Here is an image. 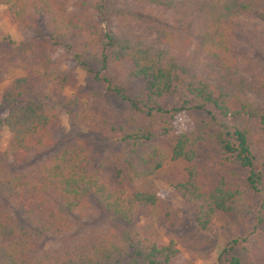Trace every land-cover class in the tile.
<instances>
[{
	"label": "trees",
	"instance_id": "trees-1",
	"mask_svg": "<svg viewBox=\"0 0 264 264\" xmlns=\"http://www.w3.org/2000/svg\"><path fill=\"white\" fill-rule=\"evenodd\" d=\"M68 1L75 2L71 8ZM1 6L36 38L13 51L0 48V84L21 67L67 87L72 80L52 54L62 49L128 111L113 129L125 151L116 158L119 187L111 188L101 182L100 161L88 158L87 141L55 138L59 114L49 97L27 99L28 80L11 83L0 100V142L4 129L10 133L6 149L0 147V264H174L180 258L174 242L159 246L136 227L146 211L169 216L154 183L166 145L173 162L187 164L172 186L196 210L201 232L216 233L218 213L253 216L246 197L264 192L254 145L264 107L247 94L264 91V61L260 77H242L234 37L239 20L257 14L263 0H0ZM74 33L87 34L89 45L73 51ZM195 57L205 60L204 69ZM124 61L133 69L118 84L107 70ZM171 98L177 106L166 109ZM201 146L204 175L221 174L210 193L200 185ZM233 165L248 171L244 187ZM244 240H230L219 264H241L234 251Z\"/></svg>",
	"mask_w": 264,
	"mask_h": 264
},
{
	"label": "rangeland",
	"instance_id": "rangeland-1",
	"mask_svg": "<svg viewBox=\"0 0 264 264\" xmlns=\"http://www.w3.org/2000/svg\"><path fill=\"white\" fill-rule=\"evenodd\" d=\"M74 3V1H68L67 5L71 8ZM5 11L6 7L1 6V49L13 51L29 38H36L34 32L32 34L21 32L9 21ZM153 12L158 19L164 18L170 21L168 13L159 10ZM100 26L103 30L108 28L105 21ZM110 28L115 31L116 23L114 22ZM40 29L44 32L42 27ZM44 34L42 36H45ZM147 37L152 39L153 34L149 33ZM71 43L72 50L77 51L87 47L90 41L87 34L74 33ZM234 48L242 69L240 75L248 80L253 79L252 75L260 77L262 61H264V0L263 7L257 14L239 20L234 37ZM52 54L58 68L72 80L67 87L62 88L57 81L39 78L19 67L9 70L4 82L0 84V100L3 93L10 90L14 80L27 79L26 98L36 100L49 97L48 103L54 106L59 114L54 131L55 138L61 141L63 138H68L70 145L77 141H87L88 158L93 163L100 161L101 182L108 187L118 188L116 158L118 154L125 151V145L119 142L120 136L113 129H117L120 125L122 115L128 111V104L114 94L107 93L102 84L77 65L71 53L55 49L52 50ZM195 59H193L195 64L200 69H204L205 60L202 57H195ZM132 69V63L124 61L109 65L107 71L116 83L121 84L125 81V74ZM247 95L264 107V91L260 93V96L253 93ZM176 106L177 103L171 98L167 100L165 108L171 109ZM9 138L8 129H4L0 142L2 150L6 149ZM164 143L168 144L167 138L164 139ZM254 145L259 159L258 169L262 173L264 191V129L257 130ZM166 147L168 152L163 160L162 168L154 176V183L165 199L169 216L165 217L159 211L149 213L146 211L139 217L136 223L137 229L150 236L159 246H167L170 242H174L180 251V258L175 260L174 264H219V256L232 239H245L234 251V255L240 258L241 264H264V192L262 195L250 193L246 197L248 205L254 212L253 216L246 218L242 215L228 216L218 213L214 220L216 233H203L196 227V210L184 201L172 186L186 176L187 164L184 161L173 162L168 145ZM207 162V149L201 146L197 154L198 170L201 173L200 185L203 192L210 193L216 188L221 174L219 171H209L204 175L205 171L207 172ZM231 170L235 173V181L244 187L248 171L238 165H233ZM91 217L94 218L95 215L91 214L86 220H91ZM258 221L261 223L258 224Z\"/></svg>",
	"mask_w": 264,
	"mask_h": 264
}]
</instances>
